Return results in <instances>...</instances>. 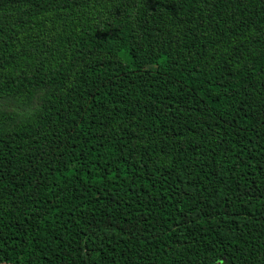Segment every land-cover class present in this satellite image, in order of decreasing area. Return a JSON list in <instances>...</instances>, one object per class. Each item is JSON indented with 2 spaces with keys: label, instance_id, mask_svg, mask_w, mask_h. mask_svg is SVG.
<instances>
[{
  "label": "trees",
  "instance_id": "obj_1",
  "mask_svg": "<svg viewBox=\"0 0 264 264\" xmlns=\"http://www.w3.org/2000/svg\"><path fill=\"white\" fill-rule=\"evenodd\" d=\"M0 263L264 264V0H0Z\"/></svg>",
  "mask_w": 264,
  "mask_h": 264
},
{
  "label": "water",
  "instance_id": "obj_2",
  "mask_svg": "<svg viewBox=\"0 0 264 264\" xmlns=\"http://www.w3.org/2000/svg\"><path fill=\"white\" fill-rule=\"evenodd\" d=\"M0 264H10V263H0Z\"/></svg>",
  "mask_w": 264,
  "mask_h": 264
}]
</instances>
